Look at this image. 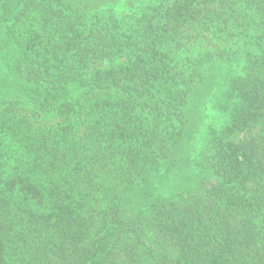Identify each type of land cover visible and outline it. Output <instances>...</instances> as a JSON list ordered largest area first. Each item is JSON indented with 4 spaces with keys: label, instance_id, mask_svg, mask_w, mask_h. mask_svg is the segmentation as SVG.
<instances>
[{
    "label": "trees",
    "instance_id": "16d2710c",
    "mask_svg": "<svg viewBox=\"0 0 264 264\" xmlns=\"http://www.w3.org/2000/svg\"><path fill=\"white\" fill-rule=\"evenodd\" d=\"M0 264H264V0H0Z\"/></svg>",
    "mask_w": 264,
    "mask_h": 264
}]
</instances>
